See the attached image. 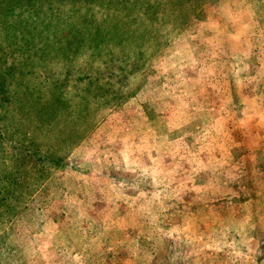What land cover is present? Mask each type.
<instances>
[{"label": "rangeland", "instance_id": "374dc122", "mask_svg": "<svg viewBox=\"0 0 264 264\" xmlns=\"http://www.w3.org/2000/svg\"><path fill=\"white\" fill-rule=\"evenodd\" d=\"M0 264H264V0H0Z\"/></svg>", "mask_w": 264, "mask_h": 264}]
</instances>
